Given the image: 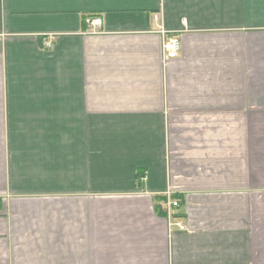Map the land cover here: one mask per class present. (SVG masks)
Masks as SVG:
<instances>
[{
	"label": "crops",
	"instance_id": "0c3cea01",
	"mask_svg": "<svg viewBox=\"0 0 264 264\" xmlns=\"http://www.w3.org/2000/svg\"><path fill=\"white\" fill-rule=\"evenodd\" d=\"M0 264H264V0H0Z\"/></svg>",
	"mask_w": 264,
	"mask_h": 264
},
{
	"label": "built area",
	"instance_id": "2783aa9c",
	"mask_svg": "<svg viewBox=\"0 0 264 264\" xmlns=\"http://www.w3.org/2000/svg\"><path fill=\"white\" fill-rule=\"evenodd\" d=\"M154 18L155 19L159 18L158 13L154 15ZM85 21L90 26V28L93 29L94 31L101 29L103 26V19L100 15H89L86 17ZM159 32L162 34L163 39H164L163 48H164V53L166 55V58L171 59V58L178 57L182 51V46H183L182 40L179 34L171 32L170 30L165 28V26L163 25L159 27ZM46 45L48 47H51L52 43L49 41L46 43ZM178 203L179 202L176 200H173V201L170 200L168 202V205L170 207H173V206H177ZM176 224L181 229H184L186 227L182 221H178Z\"/></svg>",
	"mask_w": 264,
	"mask_h": 264
}]
</instances>
